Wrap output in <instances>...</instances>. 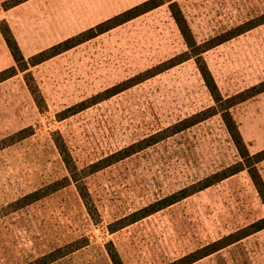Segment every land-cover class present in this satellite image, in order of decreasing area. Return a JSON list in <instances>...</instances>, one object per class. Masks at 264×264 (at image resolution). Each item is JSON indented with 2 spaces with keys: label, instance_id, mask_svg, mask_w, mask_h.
<instances>
[{
  "label": "rangeland",
  "instance_id": "rangeland-1",
  "mask_svg": "<svg viewBox=\"0 0 264 264\" xmlns=\"http://www.w3.org/2000/svg\"><path fill=\"white\" fill-rule=\"evenodd\" d=\"M172 1L198 43L264 19V0ZM172 1L36 64L33 56L92 21L80 11L66 22L61 8L50 12V0L36 7V23L10 25L0 10L24 59L15 62L0 32V264H114L112 247L117 264H264V228L245 234L264 217L246 169L130 222L149 203L241 160L226 112L249 154L264 149V90L240 101L264 82V21L202 53L229 98L223 106L194 58L92 104L187 50ZM81 102L87 107L66 114ZM55 140L66 146L76 181ZM256 167L264 181V159ZM39 189L45 194L28 202Z\"/></svg>",
  "mask_w": 264,
  "mask_h": 264
},
{
  "label": "trees",
  "instance_id": "trees-1",
  "mask_svg": "<svg viewBox=\"0 0 264 264\" xmlns=\"http://www.w3.org/2000/svg\"><path fill=\"white\" fill-rule=\"evenodd\" d=\"M24 0H4L2 2V6L4 9H8L12 6H15L17 4H19L20 2H22ZM172 0H145L121 13H118L108 19H106L103 22H100L98 24H96L95 26H92L80 33H78L77 35L73 36V37H69L55 45H52L51 47L40 51L38 54H36L35 56H33V64H36L38 62H41L51 56H54L62 51H65L77 44L82 43L85 40L91 39L93 37H95L98 34H101L113 27H116L117 25H120L128 20H131L145 12H148L149 10L163 4L164 2H169ZM171 6V14L177 24V27L180 31V34L184 40V43L187 47V50L184 51L183 53H180L176 56H173L171 58H169L168 60L159 63L158 65H156L153 69H146L144 72L140 73L138 75V77H133L129 80H126L124 82H122L121 84H119L116 88L118 89V91H115V89L113 90H106L105 93H99L96 94L92 97V104L98 102L99 100H104L105 98H108V96L112 95L115 92H119L124 88H127L131 85H134L146 78H149L150 76H153L161 71H164L180 62L185 61L186 59L189 58H194L195 59V63L196 66L200 72V75L205 83V86L207 87L210 95L212 96L214 102L216 104H219L221 106H223L224 102H229V98H224L219 90L218 87L216 85V82L205 62V60L202 57V53L204 51H206L209 48H212L222 42H225L226 40L250 29L251 27L255 26L257 23L263 22L264 19H261L259 22H256L254 25H251L249 27H245V26H237L233 29H230L226 32H223L219 35H216L214 37H211L203 42L198 43L193 34L192 31L190 29V27L188 26L186 19L184 18V16L182 15V13L180 12V10L176 7V3H174L173 1L170 3ZM3 24H1L0 22V31L1 34L5 40V43L7 45V47L9 48L15 62L18 64L20 62H23V56L20 52L19 46L9 28V26L7 25V23L4 21L2 22ZM11 75V73H8ZM262 86H252L251 88H249V90H247V93L244 94L242 96V99H240V101L244 100L245 98H248L250 96H253L259 92H262L264 90V82L261 83ZM233 103H229L227 105V107H229L230 105H232ZM87 107V105H85V103L81 102V103H77L69 108H67L66 114L67 115H71L74 114L80 110H82L83 108ZM224 108V107H223ZM226 110V107L223 109ZM222 111V110H221ZM227 111V110H226ZM216 112H213L211 114H214ZM210 115V114H209ZM205 116V115H204ZM208 116V115H207ZM203 118V117H202ZM205 118V117H204ZM200 120V119H199ZM224 120H225V124L227 127V130L237 148V151L239 153V156L241 158L240 161L234 163L233 165H230L229 167L225 168L224 170H222L221 172H216L212 175H209L207 177H205L204 179L197 181V183L190 185L189 187H184L176 192H173L165 197H162L152 203H149L148 205L144 206L143 208L137 210L136 212H133L131 214V218H130V222H133L139 218H142L144 216H147L153 212H156L166 206H169L187 196H189L190 194L202 190L216 182H218L219 180L226 178L227 176H230L240 170L246 169L247 172L250 175V178L256 188V191L258 193V196L260 197V200L264 206V181L262 179V177L259 174V171L256 167V163H258L259 161L264 159V149L254 153V154H249L247 151V148L245 146V143L243 142V139L241 137V134L237 128V125L235 124V122L231 119V115L229 113L226 112V114L224 115ZM196 121H191V123H188V125L184 124L183 127H188L190 124H193ZM181 128V127H180ZM55 145L59 151V154L62 157V160L65 164V167L67 168L69 174L71 175V178L73 180L76 181V179H74V172H75V166L73 165V163L71 162V159L69 157V152L67 151L66 146L64 145L63 142L57 141L55 140ZM73 174V175H72ZM73 176V177H72ZM62 186V184L60 185ZM58 189L57 186L53 187L52 190H56ZM45 194V190H37L34 191L33 193H31L30 195H28L29 197V201L31 202L32 199H38L41 196H43ZM81 196L84 198V194L81 192ZM137 215V216H136ZM264 228V217L254 221L253 223H251L249 225V227L246 229L247 231H245V234H249L251 232L257 231ZM241 237H239V235H236L234 237L233 240L228 241L227 244H229L230 242H233L235 240L240 239ZM222 245H219L217 248L225 246V243H221ZM109 254L111 256V260L114 262V264L120 263V260L117 256L116 251L113 249L112 250L109 249ZM55 253L60 254L58 256H61L62 252L60 249H57L55 251ZM186 259V258H185ZM192 259H188L186 261L187 264L189 262H191ZM45 262V261H44Z\"/></svg>",
  "mask_w": 264,
  "mask_h": 264
},
{
  "label": "crops",
  "instance_id": "crops-1",
  "mask_svg": "<svg viewBox=\"0 0 264 264\" xmlns=\"http://www.w3.org/2000/svg\"><path fill=\"white\" fill-rule=\"evenodd\" d=\"M3 1L4 0H0V3H2ZM41 1L42 0H27L21 4L15 5V7H11L9 9H2L1 8L0 9L1 14H3L2 18L6 22H9L10 25H11L10 19L13 20V23L15 21H18L19 23H22V24L30 23L32 21L36 23L37 22L36 18H39L38 12L36 11V7H38V5ZM143 1H145V0H133V1L126 0V2H124L123 0H79V1L75 0V2H74V0H50L48 7L50 8L51 13L52 12L57 13L58 8H61L63 11V12L62 11L61 12L66 15V22H68L70 20L71 24H73V20H74L73 13L81 11L83 13V15H85V14L87 15V19H86L87 21H90V20L92 21V24L90 25V27H92V26H95L96 23L97 24H98V22L100 23V21H103V20L105 21V19L107 17L106 15H116V14L121 13V12L143 2ZM146 13L147 12H145V14ZM101 14L104 16L99 18V15H101ZM9 15L13 16L14 18L13 17L9 18ZM67 15H70V16L68 17ZM16 18H18V19H16ZM90 27H88V28H90ZM11 28H12V26H11ZM71 28L73 29L72 25H71ZM3 40H4V38H3ZM4 42H5V40H4Z\"/></svg>",
  "mask_w": 264,
  "mask_h": 264
}]
</instances>
